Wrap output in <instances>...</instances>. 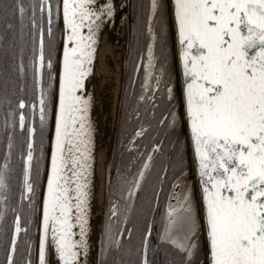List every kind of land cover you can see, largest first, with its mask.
<instances>
[{"label":"snow or ice","instance_id":"snow-or-ice-1","mask_svg":"<svg viewBox=\"0 0 264 264\" xmlns=\"http://www.w3.org/2000/svg\"><path fill=\"white\" fill-rule=\"evenodd\" d=\"M159 2L151 0L152 16ZM55 7L54 13L50 0H29L27 5L24 0H13V12L21 25L26 17L30 22L32 56L27 68L37 92V103L27 105L21 99L8 111L6 123L8 128L27 132L26 154L21 155L20 201H27L28 209L33 208L39 160L34 165L35 128L26 124L38 110L43 131L48 118L55 82L53 24L61 11L59 0ZM113 14L112 0H62L65 35L39 264H48L49 247L54 248L59 264H86L93 129L89 116L92 98L84 95L85 80L92 74L97 33L105 18ZM174 19L186 118L203 193L210 264H264V0H174ZM12 27L8 24L9 29ZM152 39L155 41V35ZM147 59L145 88L156 67L151 45ZM17 67L23 75L25 65ZM160 82L157 76L156 84ZM172 91L167 88L170 98ZM26 107L30 109L27 115L23 111ZM7 140L8 151L0 165V242L5 235L6 213L11 211L14 217L6 244V264H16L18 239L27 229L22 225L20 209L7 204L8 181L14 172L11 132ZM147 161L127 189L129 200L150 168L151 155ZM173 200L175 204L168 205L165 217L164 239L190 262L197 248L192 201L189 195L178 198L175 194ZM111 215H117L116 208ZM108 240L119 244L111 235ZM25 264L32 262L27 259ZM143 264H148L147 259Z\"/></svg>","mask_w":264,"mask_h":264},{"label":"flooded vegetation","instance_id":"flooded-vegetation-1","mask_svg":"<svg viewBox=\"0 0 264 264\" xmlns=\"http://www.w3.org/2000/svg\"><path fill=\"white\" fill-rule=\"evenodd\" d=\"M57 2L58 0H50L54 13L56 12L55 5ZM53 31L55 32V52L53 57L55 82L51 91V115L48 117L49 124L46 125L48 130L44 134L41 145L39 179L35 184L33 205L36 215L33 212L31 225L22 221V225L27 229V232L21 233L18 242H22L20 249L22 251V246L23 244L25 245L26 251H24L26 255L24 258L23 255L19 258L17 253L15 257L16 264H25L27 259H30L32 264H35L40 200L45 177L49 134L52 126L55 103L57 73V62L55 59L58 57L61 39V28L58 19L54 21ZM170 46L171 55H167L168 59L164 58L165 56L160 52L156 56L154 55L156 67L152 69V77L147 80V88H145V82L148 55H139L134 57L133 60H129V55L127 54L123 95L119 110L103 217V220L113 223V237L119 241L118 245L114 244V250L116 251L113 255L118 259L114 264H142L143 244L140 251V261L127 263L119 260L121 257V252L118 251L121 249L120 243L123 238L138 235L139 232L132 227L131 222L140 220L147 221L148 223L152 221L165 222L168 205L170 203L175 204V200H173L174 194L178 198L183 195H189L194 214H197L171 43ZM157 76L160 77L161 81L159 85L156 84ZM169 87L173 89L171 98L167 92V88ZM31 104H34V102H30L28 105ZM177 109H179L180 115ZM28 111H30L29 108ZM34 114L26 124V127L32 126L35 128L36 134L37 127L40 126V121L39 114L36 120ZM173 115H175V121L173 120ZM137 132H141L142 134L137 136ZM35 148L34 138V160ZM149 155L152 156L150 168L145 171L144 180L140 182L139 189L136 190L134 196L129 200L127 198V189L138 172L142 170L143 164L148 162L147 156ZM113 208L117 209L116 216L111 215ZM149 227L151 233V224H148L147 230ZM147 230L144 233V237ZM10 236L11 229L9 239ZM161 236H164L163 232ZM127 249L129 250L130 248ZM201 254L202 251L197 255L192 264L199 263L202 257ZM6 257L7 252L3 264H6ZM154 257L161 259L160 254L158 256L154 255ZM146 259L148 264H162L160 260L149 261L148 248Z\"/></svg>","mask_w":264,"mask_h":264},{"label":"trees","instance_id":"trees-1","mask_svg":"<svg viewBox=\"0 0 264 264\" xmlns=\"http://www.w3.org/2000/svg\"><path fill=\"white\" fill-rule=\"evenodd\" d=\"M29 0H24L27 5ZM130 5V31H129V50L128 57L129 60H133L134 57L142 55H148L149 45L153 48V55L163 54L167 58L166 47L164 42L162 43V50L160 46L161 38V27L163 28L164 38L170 41L169 23H168V13L166 9L165 0H160L159 7L155 16H152L151 6L149 1L144 0H131ZM161 17V18H160ZM8 24H12V28H8ZM46 27V24H45ZM149 27L152 29V33H149ZM23 29V35L21 31ZM30 22L28 18H25L24 25H21L19 18L14 15L13 12V0H2L0 2V165L4 162V157L7 154V137L9 132L13 136L14 147L12 149L11 155V167L14 169L12 173L13 178L8 181L10 185L9 189V199L7 204L9 207H17L21 211L22 221H27L26 224L32 223L34 205L32 209L27 208V201L21 204V177L23 169V161L21 159L22 154H26V142H27V132H21L17 127L11 129L5 126V123L9 121L8 111L10 108H14L15 105L22 99L28 105L30 102L37 103L36 96L37 92L34 88L32 73L28 70L27 66L29 59L32 56V41L29 35ZM55 34V32L53 31ZM152 35H155L156 39L153 41ZM164 38H162L164 40ZM169 38V39H168ZM53 44L55 48V41L53 38ZM171 48V46H170ZM133 57V58H132ZM23 63L25 65V73L20 74L18 70V65ZM25 114L29 113L28 107L24 110ZM38 110L34 114V118L38 116ZM28 123V122H27ZM49 122H46L48 125ZM45 125L43 131L41 127H37L35 134V145L37 148L34 165L39 160V165L41 161V145L43 143L44 134L47 132L45 129L48 127ZM48 130V129H47ZM40 167V166H39ZM33 176H35V167L33 169ZM36 215V211L34 212ZM14 213L11 211L6 213L4 225H5V235L3 236V241L0 242V264H3L6 256V244L9 240L10 229ZM129 224V223H128ZM135 230L139 233L135 237L123 238L118 250L121 252L120 261L121 262H137L140 261V251L143 244L144 233L147 230L148 224H151V233L148 241V257L149 261L160 260L162 264H192L197 255L202 251L203 243L201 230L199 223L197 222L196 236L193 238L194 242L197 244V248L194 255L189 262L184 255L178 251L171 243H169L164 236H161L160 226H164L165 222H155L152 221L148 223L147 221H135L130 223ZM129 224V225H130ZM113 223L110 221L103 220L102 233H101V248L98 264H114L118 259L114 257V244H111L108 240V235L113 237ZM160 232V233H159ZM107 233V234H106ZM114 238V237H113ZM21 243L18 242V257L26 255V247L23 244L21 249ZM103 248V250H102ZM127 248H130L129 250ZM101 253H103L101 255ZM161 255V259L154 257Z\"/></svg>","mask_w":264,"mask_h":264},{"label":"bare ground","instance_id":"bare-ground-1","mask_svg":"<svg viewBox=\"0 0 264 264\" xmlns=\"http://www.w3.org/2000/svg\"><path fill=\"white\" fill-rule=\"evenodd\" d=\"M118 0H112V3ZM103 0H98L102 3ZM125 5L118 4L97 33L92 74L85 80L84 95L91 96L92 148L89 175V253L86 264H97L100 217L106 170L112 143L115 103L119 88V54L125 37ZM63 19V18H62ZM119 119V118H118ZM84 260L83 257H81Z\"/></svg>","mask_w":264,"mask_h":264},{"label":"water","instance_id":"water-1","mask_svg":"<svg viewBox=\"0 0 264 264\" xmlns=\"http://www.w3.org/2000/svg\"><path fill=\"white\" fill-rule=\"evenodd\" d=\"M123 3L125 5L123 14H124V22H125V37L122 42L121 51L119 54V88L118 94L116 97L115 103V117H114V125H113V132H112V143H111V150L109 154L108 166L106 170V179H105V186H104V202L102 213L100 217V225H99V235H98V259H99V251H100V243H101V233H102V223H103V215H104V208H105V200L108 193V185H109V178H110V167L112 161V154L115 142V136L117 131L118 125V118H119V110L122 101L123 95V88H124V81H125V72H126V60L128 54V44H129V31H130V15H129V4L130 0H118L113 2V8H115L118 4ZM167 12L169 17V25H170V33H171V40H172V49H173V57H174V64H175V71H176V78H177V85H178V94H179V102H180V109H181V118L183 124V130L185 135V141L187 145V152H188V159L190 165V177L192 178L193 187H194V194L196 199V206H197V213H198V220H199V227L201 230L202 236V257L198 264H210V256H209V245L206 235V221H205V209L203 204V193L202 188L200 185V177L198 174V163L196 161L194 147L190 138V127L188 125V121L186 118V107H185V96H184V77H183V68L180 62V49L178 44V36H177V29L175 25L174 19V0H166ZM60 16H59V26L61 28V39L58 51V59H57V73H56V86H55V103L53 109V116H52V126L49 134V143H48V150H47V163H46V170H45V177L42 187L41 193V200H40V211H39V218H38V230L36 236V257H35V264H39L38 255H39V242L42 235V219H43V202L46 196V185H47V177L50 171V158H51V151L54 142V130H55V116L57 111V99H58V89H59V76L61 72V64H62V52H63V38H64V27H63V16H62V0H60ZM32 127V126H31ZM150 235V227L148 228L145 237L147 239V247L144 246L143 241V257H142V264L143 260L146 259V253L148 248V241ZM97 259V262H98ZM46 260L48 264H59L57 255L55 253L54 248H46ZM98 264V263H97Z\"/></svg>","mask_w":264,"mask_h":264},{"label":"rangeland","instance_id":"rangeland-1","mask_svg":"<svg viewBox=\"0 0 264 264\" xmlns=\"http://www.w3.org/2000/svg\"><path fill=\"white\" fill-rule=\"evenodd\" d=\"M145 2H147V0H144ZM149 1V4H150V6H151V0H148ZM130 2H131V0H130ZM165 3H166V0H165ZM130 5H131V3L129 4V11H130ZM151 8V7H150ZM166 9H167V6H166ZM168 13V12H167ZM59 16H60V14H59ZM161 18V17H160ZM168 23H169V17H168ZM61 32V31H60ZM168 33H170V25H169V31H167ZM166 32H164V30H163V28L161 27V38H160V47H161V50L163 49L162 48V43L161 42H164L165 43V45H166V47L167 46H169V48L166 50V52H167V55L168 56H170L171 55V50H170V43L172 44V40H171V42L170 41H168V40H166V38H164L165 36H164V34H165ZM170 35V37H171V33L169 34ZM129 37H130V35H129ZM162 38H164V40L162 39ZM169 39V38H168ZM160 47H159V51H160ZM163 55V54H162ZM58 58V57H57ZM57 58L55 59L56 60V62H57ZM165 58V57H164ZM168 59V58H167ZM178 108V107H177ZM51 110H52V99H51V104H50V107H49V113H48V117H50V115H51ZM177 111H178V114L180 115V111H179V109H177ZM180 117V116H179ZM47 121H48V118H47ZM5 126H6V123H5ZM48 129V128H47ZM47 129H45L46 131H47ZM36 151H37V148H35V155H36ZM195 217H196V223L199 221L198 220V214H196L195 213ZM160 229H161V231L163 232V234H164V229H165V225L163 226H160ZM162 232H161V234H162ZM100 245H101V243H100ZM100 252V251H99Z\"/></svg>","mask_w":264,"mask_h":264}]
</instances>
